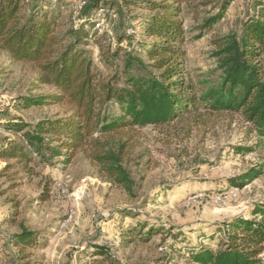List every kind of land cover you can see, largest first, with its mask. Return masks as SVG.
<instances>
[{
    "label": "rangeland",
    "instance_id": "obj_1",
    "mask_svg": "<svg viewBox=\"0 0 264 264\" xmlns=\"http://www.w3.org/2000/svg\"><path fill=\"white\" fill-rule=\"evenodd\" d=\"M29 1L59 6L64 31L77 27L84 5L98 0ZM143 1L102 0L114 4L115 10L102 4L91 12L85 47L103 75L111 73L100 63L95 44L104 33L110 38L102 41L104 47H115L118 34L126 38L123 47L132 44L141 57L154 41L144 32L145 17L152 13ZM210 1L213 4L199 13L185 9L181 14L186 32L183 67L198 87L219 79L216 43L240 34L244 21L264 2ZM224 1L229 3L224 17L211 29L201 30L203 20L216 16V7ZM37 75L35 66L0 53V146L20 139L10 127L15 125L12 121L31 127L65 117L62 107L49 102L25 106L24 99L55 92L39 84ZM113 142L126 144L123 165L134 181L133 194L112 183L84 153L69 162L64 156L47 162L37 157L28 166L0 160V174H6L0 179V264H16L18 249L11 238L21 233L22 226L34 231L42 246L32 251L34 264H196L190 260L191 251L200 246L218 248L216 227L241 217L264 220L252 214L264 209V172L242 187L232 184L264 164V139L240 116L200 111L159 128L116 134ZM249 147L253 150L237 152ZM135 228H143V233L156 230L144 242L126 237Z\"/></svg>",
    "mask_w": 264,
    "mask_h": 264
},
{
    "label": "trees",
    "instance_id": "obj_2",
    "mask_svg": "<svg viewBox=\"0 0 264 264\" xmlns=\"http://www.w3.org/2000/svg\"><path fill=\"white\" fill-rule=\"evenodd\" d=\"M101 2L85 4L77 27L63 31L59 6L0 0V53L16 63L35 66L38 83L55 90L52 95L24 99L25 106L49 102L66 112L62 119H45L31 127L10 122L15 124L10 127L20 139L0 146V160L28 166L37 157L47 162L64 156L69 162L84 153L112 183L133 194L134 181L123 165L126 144H115L116 134L159 128L203 111L206 115H238L264 139V2L244 21L240 34L228 35L216 43L214 57L220 76L217 81L201 83L203 88L193 83L183 67L186 32L181 14L185 9L199 13L213 1H143L145 10L152 13L145 17L144 32L154 41L148 47L142 46L141 57L132 44L124 48L126 38L118 34L115 47H104L102 41L110 39L104 33L95 45L100 63L110 75L99 72L85 47L90 39L86 27L91 12L102 4L115 10L114 4ZM228 5V1L218 5V14L204 19L201 30L217 24ZM252 150L249 147L237 152ZM263 172L264 164L232 184L242 187ZM5 175L1 173L0 179ZM41 199L47 200L48 194ZM252 214L264 218V209L259 207ZM222 226L213 230V235L220 236L218 248L194 249L190 252L192 262L264 264V220L241 217ZM150 230L143 233V228L130 229L126 237L146 242L156 229ZM38 241V235L24 226L21 233L12 236L11 244L18 249L16 264H34L32 251L42 247Z\"/></svg>",
    "mask_w": 264,
    "mask_h": 264
}]
</instances>
